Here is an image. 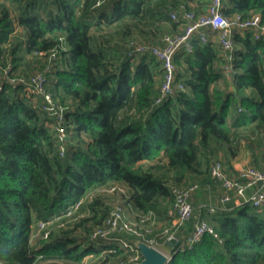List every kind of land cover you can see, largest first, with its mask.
I'll return each mask as SVG.
<instances>
[{
    "label": "trees",
    "instance_id": "obj_1",
    "mask_svg": "<svg viewBox=\"0 0 264 264\" xmlns=\"http://www.w3.org/2000/svg\"><path fill=\"white\" fill-rule=\"evenodd\" d=\"M191 1L0 0V264L80 262L91 253L105 255L102 264L128 261L131 250L90 239L113 206L99 190L115 183L127 187L117 202L126 199L136 212L154 210L159 224L147 241L170 246L165 229L175 232L180 243L170 246L166 264H264V204L222 205L223 186L212 174L217 160L231 174L244 145L255 160L264 146V39L235 31L227 76L215 32L207 29V42L196 33L192 50L182 47L174 56L176 81L185 89L159 103L162 62L153 53L129 55L130 39L163 45L165 34L181 32L184 9L204 11L203 0ZM223 12L260 13L264 21V0H223ZM53 48L56 58H50ZM38 71L53 99L66 106L63 154L42 96L34 101L10 80ZM194 184L193 216L173 224V187ZM211 185L220 187L216 203L195 206ZM90 193L73 227L51 228L50 238L34 243L40 221ZM200 219L217 234L207 232L189 246Z\"/></svg>",
    "mask_w": 264,
    "mask_h": 264
},
{
    "label": "built area",
    "instance_id": "obj_2",
    "mask_svg": "<svg viewBox=\"0 0 264 264\" xmlns=\"http://www.w3.org/2000/svg\"><path fill=\"white\" fill-rule=\"evenodd\" d=\"M171 17L176 21L180 19L176 12H172ZM182 18L186 20L183 30L177 33L165 34L163 45L147 44L136 39L129 40V55L135 53H153L163 64L164 76L160 93L155 99L156 103L162 102L165 97L172 95L176 90L185 89L184 83L176 81L174 56L182 47L189 51L192 50L191 38L196 33L203 42L209 40L208 28H211L216 33L221 54L225 59L223 70L227 76L230 75L232 67L235 48L233 36L235 31L252 30L255 38L264 39V21L260 13H254L251 16L236 13L229 16L223 12V0H210L206 10L202 13H197L193 9H184ZM60 39L63 40V37H60ZM57 51V48H53L50 58H56ZM38 54L42 55L44 52H39ZM11 69L12 65L9 64L5 67V72L8 73ZM10 80L15 86L22 85L23 93L28 98L36 101L39 96H42L41 107L48 117L53 119L54 123L52 124L59 139L61 154H63L66 147L65 140L67 139V128L65 126L66 106L55 101L47 90V76L45 72L38 71L29 76H13ZM1 88L2 86H0ZM245 147L244 145L240 150L242 154L238 158L236 156L231 174L227 172V166L222 160H217L213 164L212 174L223 186L219 200L224 206L231 201L236 205L250 203L254 206H261L264 204V166H255L252 163L250 155L244 150ZM197 187V184L189 187H173L174 204L169 212L170 215L174 216L173 224H182L193 216L194 206L191 202V196ZM250 188L252 189L251 192L248 191ZM99 191L116 192L120 195H126L127 187L123 184L115 183L101 187ZM92 197L93 193H90L86 198H81L75 202L66 213L53 216L47 221H40L35 236L48 239L50 238L51 228H66L67 226L71 227L74 225L86 213L79 212L83 202L90 200ZM207 208L211 212H215L216 210L214 206H208ZM157 223V216L152 209L146 213L136 212V217L134 220H131V217L127 213V207L122 200L113 204L108 216L90 233V239L95 242L105 241L106 243L119 244L131 250L133 253L128 261H120L116 264H133L141 259V252L136 247L135 242L130 241L125 235H132L136 239H141L155 245L153 238L147 241L145 236L152 232ZM165 232L168 239L175 238L178 240L175 232L171 231L170 228H166ZM207 232L217 234L209 221L205 219L198 220L187 238L188 245L192 246ZM155 246L158 247L157 245Z\"/></svg>",
    "mask_w": 264,
    "mask_h": 264
},
{
    "label": "rangeland",
    "instance_id": "obj_3",
    "mask_svg": "<svg viewBox=\"0 0 264 264\" xmlns=\"http://www.w3.org/2000/svg\"><path fill=\"white\" fill-rule=\"evenodd\" d=\"M205 1V0H204ZM107 30V29H106ZM111 30L113 31L114 29L111 28ZM104 35L107 34V32H102ZM212 38L215 40L217 39V36L212 35ZM227 165V164H226ZM227 166H230L229 164ZM231 166H233V162H231ZM105 190V189H104ZM219 193H220V187L219 186H216V185H211V188L209 190H204V191H201L199 192V194L194 198V204L195 206H199L203 203H206V204H214L216 203V200L217 198L219 197ZM104 196L105 198L107 199V201L109 203H112V202H116L118 200V194L119 193H111V192H106L104 191ZM120 195V194H119ZM131 220H134V217H131ZM74 225H72L71 227H73ZM133 236L132 235H128V239L130 241H134V238H132ZM40 239H44L43 237L41 236H37L35 239H34V243ZM138 240V239H137ZM92 241V240H91ZM106 243L105 241H100V243ZM95 244H98L97 242H94ZM167 246V245H163L162 248H160L161 250H170L171 248ZM171 251V250H170ZM165 252V251H164ZM168 253V252H166ZM169 254V253H168ZM103 256L105 255H97V254H89L87 256H85L80 262H73V261H65V260H55V261H52V262H42V263H39V264H102V260L104 259Z\"/></svg>",
    "mask_w": 264,
    "mask_h": 264
},
{
    "label": "water",
    "instance_id": "obj_4",
    "mask_svg": "<svg viewBox=\"0 0 264 264\" xmlns=\"http://www.w3.org/2000/svg\"><path fill=\"white\" fill-rule=\"evenodd\" d=\"M179 243L180 241L175 238L168 239V244L170 246H174ZM135 245L140 250L142 258L133 264H166L171 258L170 254L144 240H136Z\"/></svg>",
    "mask_w": 264,
    "mask_h": 264
},
{
    "label": "crops",
    "instance_id": "obj_5",
    "mask_svg": "<svg viewBox=\"0 0 264 264\" xmlns=\"http://www.w3.org/2000/svg\"><path fill=\"white\" fill-rule=\"evenodd\" d=\"M204 1V0H203ZM209 1L210 0H205L204 1V7H203V10L205 11L206 10V8H207V6H208V3H209ZM191 4L192 5H195L196 4V1L194 0V1H191ZM193 10H195L196 11V9H193ZM204 11H201V12H199V11H196L197 13H202V12H204ZM213 31V30H212ZM215 35H216V33H215ZM244 150L250 155V158H251V160H252V163L253 164H255L256 166H258V167H262L263 165H264V146L262 145L261 147H257L256 148V155H258V160H255L254 158H253V156H252V154H251V152L249 151V149L248 148H244ZM242 151H240V153L237 155V158L242 154L241 153ZM260 154V155H259ZM235 160H236V156L233 158V160H232V162L234 163L235 162ZM232 167V166H231ZM230 172V171H229ZM251 188L250 189H248V191L249 192H251ZM118 198L120 199V196L121 195H119L118 194ZM118 199V200H119ZM117 200V201H118ZM123 200V199H122ZM125 200L126 199H124V202H125ZM116 201V202H117ZM116 202H113L112 204H114V203H116ZM125 205H126V207H127V213L129 214V216L130 217H136V210L133 208V206L130 204V203H128L127 202V204L125 203ZM170 210H171V208H170ZM170 212V211H169ZM172 221H173V223H174V216H173V219H172ZM126 237H128V235H125ZM135 241L137 240V239H134ZM93 242H95V241H93ZM97 243H99V242H97ZM170 247V246H169ZM168 247V248H169ZM170 248H172V247H170ZM171 250V249H170ZM170 250H164L163 249V251H165V252H168L169 254H170Z\"/></svg>",
    "mask_w": 264,
    "mask_h": 264
}]
</instances>
